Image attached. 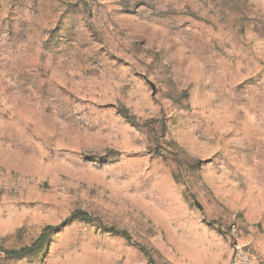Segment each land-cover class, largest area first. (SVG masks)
Returning a JSON list of instances; mask_svg holds the SVG:
<instances>
[{
    "label": "rangeland",
    "instance_id": "1",
    "mask_svg": "<svg viewBox=\"0 0 264 264\" xmlns=\"http://www.w3.org/2000/svg\"><path fill=\"white\" fill-rule=\"evenodd\" d=\"M0 264H264V0H0Z\"/></svg>",
    "mask_w": 264,
    "mask_h": 264
},
{
    "label": "trees",
    "instance_id": "2",
    "mask_svg": "<svg viewBox=\"0 0 264 264\" xmlns=\"http://www.w3.org/2000/svg\"><path fill=\"white\" fill-rule=\"evenodd\" d=\"M75 216H79V217H87V215H86L85 213H82V212H78V213H76ZM51 227H53V226H49V228H51ZM26 250H27V249H26Z\"/></svg>",
    "mask_w": 264,
    "mask_h": 264
}]
</instances>
